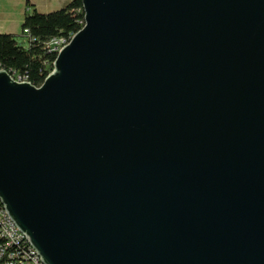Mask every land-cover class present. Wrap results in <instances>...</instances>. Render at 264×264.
Masks as SVG:
<instances>
[{
  "label": "water",
  "instance_id": "1",
  "mask_svg": "<svg viewBox=\"0 0 264 264\" xmlns=\"http://www.w3.org/2000/svg\"><path fill=\"white\" fill-rule=\"evenodd\" d=\"M40 87L0 71V202L44 264H264V0H81Z\"/></svg>",
  "mask_w": 264,
  "mask_h": 264
},
{
  "label": "trees",
  "instance_id": "2",
  "mask_svg": "<svg viewBox=\"0 0 264 264\" xmlns=\"http://www.w3.org/2000/svg\"><path fill=\"white\" fill-rule=\"evenodd\" d=\"M85 14L81 0H73L64 8L42 14L34 11L26 15L21 26L22 33L28 30L35 42L19 43L11 34H0V66L14 77L26 76L28 81L40 87L53 71L57 55L48 51L45 44L54 38L71 39L84 24ZM23 37L27 39L24 34Z\"/></svg>",
  "mask_w": 264,
  "mask_h": 264
},
{
  "label": "built area",
  "instance_id": "3",
  "mask_svg": "<svg viewBox=\"0 0 264 264\" xmlns=\"http://www.w3.org/2000/svg\"><path fill=\"white\" fill-rule=\"evenodd\" d=\"M27 37V45L35 42L36 39L30 37L28 30L24 31ZM65 37L54 38L45 44L48 51L57 55L58 49L64 44ZM2 71V70H0ZM21 82H29L26 76L18 75ZM0 264H42V260H35L28 254V246L18 229H11L7 223V212H2L0 205Z\"/></svg>",
  "mask_w": 264,
  "mask_h": 264
},
{
  "label": "rangeland",
  "instance_id": "4",
  "mask_svg": "<svg viewBox=\"0 0 264 264\" xmlns=\"http://www.w3.org/2000/svg\"><path fill=\"white\" fill-rule=\"evenodd\" d=\"M33 1V0H32ZM44 0L33 1L34 5L42 4ZM44 3V2H43ZM27 0H0V34H13L17 35L19 43L26 46L22 36V21L26 15L32 14L37 11L42 14H48L59 10V7L51 9L52 7L39 6L34 9L32 6L28 7Z\"/></svg>",
  "mask_w": 264,
  "mask_h": 264
},
{
  "label": "bare ground",
  "instance_id": "5",
  "mask_svg": "<svg viewBox=\"0 0 264 264\" xmlns=\"http://www.w3.org/2000/svg\"><path fill=\"white\" fill-rule=\"evenodd\" d=\"M83 25H85V19H84V24ZM84 27V26H83ZM71 39H72V37H71ZM71 39L69 40H65L64 41V44L62 45V46H60V49H58V52H57V55L59 54V52L60 51H62V49L65 47V46H67L69 43H70V41H71ZM0 70H4V69H2L1 68V66H0ZM13 76V75H12ZM14 77V76H13ZM15 79H16V81H18V82H21L20 81V79H18V77H14ZM0 205L2 206V212H7L6 210H5V208H4V206L1 204V202H0ZM7 223L8 224H10V227H11V229H18V227L16 226V224L13 222V220L10 218V216H9V214L7 213ZM18 233L20 234V235H22V237L24 238V240H25V242H26V245L28 246V254L29 255H32L33 257H34V259L35 260H42L41 259V257L39 256V254H38V252H37V250L35 249V248H33L31 245H30V243H29V241H28V239L26 238V236L18 229ZM42 264H44L43 263V261H42Z\"/></svg>",
  "mask_w": 264,
  "mask_h": 264
},
{
  "label": "crops",
  "instance_id": "6",
  "mask_svg": "<svg viewBox=\"0 0 264 264\" xmlns=\"http://www.w3.org/2000/svg\"><path fill=\"white\" fill-rule=\"evenodd\" d=\"M28 1V7L32 6L34 9H36L37 7H39L40 5L41 6H45V7H52L51 9H54L56 7H59V10L64 8L66 5H68L70 2H72L73 0H44L42 2V4H36L34 5V3H32L33 1H39V0H27ZM26 17V16H25ZM24 17V18H25ZM24 21V19H23ZM23 21H22V24H23ZM22 26V25H21ZM13 35V34H11ZM14 36H17V35H14ZM24 42H26V39L24 40ZM23 44V43H22Z\"/></svg>",
  "mask_w": 264,
  "mask_h": 264
}]
</instances>
